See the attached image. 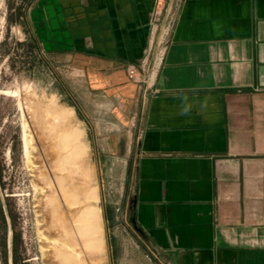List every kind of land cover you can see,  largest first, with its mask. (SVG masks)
Returning <instances> with one entry per match:
<instances>
[{
  "label": "crops",
  "instance_id": "obj_1",
  "mask_svg": "<svg viewBox=\"0 0 264 264\" xmlns=\"http://www.w3.org/2000/svg\"><path fill=\"white\" fill-rule=\"evenodd\" d=\"M156 2L39 0L32 17L81 58L97 132H116L107 151L128 137L135 247L152 264H264V0H172L145 85L127 66L141 68Z\"/></svg>",
  "mask_w": 264,
  "mask_h": 264
},
{
  "label": "rangeland",
  "instance_id": "obj_2",
  "mask_svg": "<svg viewBox=\"0 0 264 264\" xmlns=\"http://www.w3.org/2000/svg\"><path fill=\"white\" fill-rule=\"evenodd\" d=\"M38 1L0 0V264H79L55 256L53 244L60 230L52 227L48 212L42 210L39 215L34 206L33 183L39 181L29 170L22 143L26 124L35 163L53 160L47 121L54 113L65 115L60 127L69 125L80 132L85 184L96 195L89 202L98 212L101 248L90 251L93 254L82 253V264H152L132 243L131 230L125 227L132 221L128 172L125 175L122 161L128 137L121 138L118 153L107 151L106 137L117 136L116 132H97V123H102L106 112L105 106L98 105L102 97L87 89L79 69L81 58L69 62L66 52L71 46L65 38L53 31L48 34L44 22L34 20L32 10ZM166 28L158 21L159 39H165ZM79 238L75 235L71 240L76 250Z\"/></svg>",
  "mask_w": 264,
  "mask_h": 264
},
{
  "label": "bare ground",
  "instance_id": "obj_3",
  "mask_svg": "<svg viewBox=\"0 0 264 264\" xmlns=\"http://www.w3.org/2000/svg\"><path fill=\"white\" fill-rule=\"evenodd\" d=\"M64 117V113H54L47 121L49 130L52 131V135L49 136L52 143L50 155L53 160L50 159V162L37 164L33 160L34 156L30 151L32 139L26 132V124L23 125L21 140L24 143V153L28 157L29 170L34 179L39 181L33 183L37 196L34 206L37 207L39 215L42 210L48 212L52 219V227L60 230L59 238L54 239L53 244L55 256L63 262L76 261L82 264L85 261L82 253L101 248L98 212L89 202L95 199L96 195L92 187L85 184L87 177L83 165L85 148L80 132L69 125L60 127L59 120ZM75 235L80 237L78 239L80 249L77 250L71 243Z\"/></svg>",
  "mask_w": 264,
  "mask_h": 264
},
{
  "label": "built area",
  "instance_id": "obj_4",
  "mask_svg": "<svg viewBox=\"0 0 264 264\" xmlns=\"http://www.w3.org/2000/svg\"><path fill=\"white\" fill-rule=\"evenodd\" d=\"M168 1L167 0H157L156 2V6L152 14V22H151L152 31H151L150 41H149V49H148L146 56L143 58L141 62V68L138 69L134 65L127 66V75L134 82L144 83L145 85H148L151 77L156 73V70L161 64L166 41L165 39L164 40L159 39V33L157 35L158 21H160V17L162 14H164L166 18L167 13H168L167 10L169 9V6L172 0H168ZM162 24H165V23H162ZM166 31H167V28H166ZM166 31L164 32V34H166ZM155 42H156V45H158V46H155L156 49L155 47L153 48V45ZM150 55H151V59H149Z\"/></svg>",
  "mask_w": 264,
  "mask_h": 264
}]
</instances>
